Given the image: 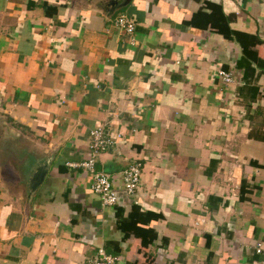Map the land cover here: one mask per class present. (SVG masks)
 <instances>
[{"label":"crops","instance_id":"obj_1","mask_svg":"<svg viewBox=\"0 0 264 264\" xmlns=\"http://www.w3.org/2000/svg\"><path fill=\"white\" fill-rule=\"evenodd\" d=\"M109 2L0 0V264H264V0Z\"/></svg>","mask_w":264,"mask_h":264},{"label":"built area","instance_id":"obj_2","mask_svg":"<svg viewBox=\"0 0 264 264\" xmlns=\"http://www.w3.org/2000/svg\"><path fill=\"white\" fill-rule=\"evenodd\" d=\"M114 25L127 36H133L136 23L125 13H120L114 19ZM217 75L224 83H232L231 72L218 69ZM113 143V140L106 136L104 127L97 126L89 132L88 155L77 164H68L70 166L80 167L90 175V190L96 194L103 206H113L118 201V190L114 188L110 181V175L98 167L100 156L106 151L107 147ZM142 173L141 164L134 161L119 172L122 180V191L128 196H135ZM257 252L261 251V244H257ZM117 254L109 253L104 248L97 249L95 254L89 257L83 264H117L119 261Z\"/></svg>","mask_w":264,"mask_h":264},{"label":"water","instance_id":"obj_3","mask_svg":"<svg viewBox=\"0 0 264 264\" xmlns=\"http://www.w3.org/2000/svg\"><path fill=\"white\" fill-rule=\"evenodd\" d=\"M131 0H122L121 2H119V0H110V2L108 3V5H110V12H113L117 9H121L123 7H126L129 2ZM34 181L31 180V184L33 183ZM31 193V190L29 191V194Z\"/></svg>","mask_w":264,"mask_h":264},{"label":"trees","instance_id":"obj_4","mask_svg":"<svg viewBox=\"0 0 264 264\" xmlns=\"http://www.w3.org/2000/svg\"><path fill=\"white\" fill-rule=\"evenodd\" d=\"M48 9V8H47ZM49 13V12H48ZM224 33V36L226 37H231L232 34L234 35H237L236 33L232 32L231 30H228V29H221ZM254 42L258 41L257 39L256 40H253Z\"/></svg>","mask_w":264,"mask_h":264}]
</instances>
